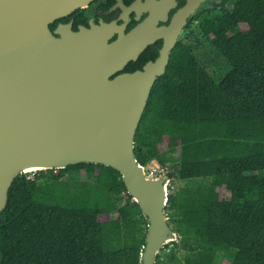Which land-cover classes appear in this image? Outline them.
<instances>
[{"label":"trees","instance_id":"obj_1","mask_svg":"<svg viewBox=\"0 0 264 264\" xmlns=\"http://www.w3.org/2000/svg\"><path fill=\"white\" fill-rule=\"evenodd\" d=\"M225 2L198 17L201 39L175 46L134 134L136 160L179 181L165 210L183 264H264V0ZM205 42L229 66L219 80L193 53ZM166 140L175 145L162 149ZM146 231L109 165L23 172L0 211V264H142Z\"/></svg>","mask_w":264,"mask_h":264},{"label":"water","instance_id":"obj_2","mask_svg":"<svg viewBox=\"0 0 264 264\" xmlns=\"http://www.w3.org/2000/svg\"><path fill=\"white\" fill-rule=\"evenodd\" d=\"M90 0H0V211L15 176L78 162L109 165L147 220L142 264H155L158 249L178 234L165 215L168 176L149 177L134 156V134L167 50L143 69L114 70L135 58L108 43L100 27L70 28L55 36L54 17ZM197 6L176 15L179 29Z\"/></svg>","mask_w":264,"mask_h":264},{"label":"flooded vegetation","instance_id":"obj_3","mask_svg":"<svg viewBox=\"0 0 264 264\" xmlns=\"http://www.w3.org/2000/svg\"><path fill=\"white\" fill-rule=\"evenodd\" d=\"M191 0H90L69 12L54 17L48 22V28L55 36V31H78L80 28L100 27V33L108 43L122 39L120 55H128L140 45L135 58L128 59L113 71L110 78L122 73L143 69L148 61L156 60L166 50L167 43L174 39L167 50L169 59L177 44L190 48L191 37L196 36L198 17L209 11H221L225 0H195L197 6L186 16L182 26H174L175 17ZM163 72V73H164ZM162 73V74H163ZM161 75V74H160ZM159 76V75H158Z\"/></svg>","mask_w":264,"mask_h":264},{"label":"rangeland","instance_id":"obj_4","mask_svg":"<svg viewBox=\"0 0 264 264\" xmlns=\"http://www.w3.org/2000/svg\"><path fill=\"white\" fill-rule=\"evenodd\" d=\"M203 36L201 33H197L196 36L191 37L190 44L193 46L194 42L197 39H201ZM193 53L196 56L197 60L203 65L207 71L214 77V79L219 80L229 69L228 64L226 63L223 56L218 52L216 48L210 45V43L205 42L204 44L200 45L199 47H193ZM175 143L172 140H166L161 145V148L164 149L169 146H174ZM170 167L168 166V169ZM170 170V169H169ZM36 171V170H35ZM28 177H33V171L26 172ZM252 180V178H248V181ZM173 184L176 188L179 184L177 177H173ZM220 196L223 198H228L230 195L229 189L222 187L219 188ZM165 215L167 217V221L172 226V222L169 221L170 216H173V213H168L165 210ZM179 240V236H177L174 240L169 241L166 244H163L157 251L159 257L157 259V264H183L179 258L180 256V249L179 245L177 244ZM176 255V258H173L172 255Z\"/></svg>","mask_w":264,"mask_h":264},{"label":"built area","instance_id":"obj_5","mask_svg":"<svg viewBox=\"0 0 264 264\" xmlns=\"http://www.w3.org/2000/svg\"><path fill=\"white\" fill-rule=\"evenodd\" d=\"M145 174L149 177H154V176H162V175H167L168 176V182H167V191L169 193L170 188L173 187L171 184L173 180V176H169L168 172V166L160 164L158 161L152 159L149 162H147L145 165H143ZM57 168L54 167V171H56ZM35 171H33L34 173Z\"/></svg>","mask_w":264,"mask_h":264},{"label":"bare ground","instance_id":"obj_6","mask_svg":"<svg viewBox=\"0 0 264 264\" xmlns=\"http://www.w3.org/2000/svg\"><path fill=\"white\" fill-rule=\"evenodd\" d=\"M34 168H31V167H29V168H26V170H30V171H32Z\"/></svg>","mask_w":264,"mask_h":264}]
</instances>
